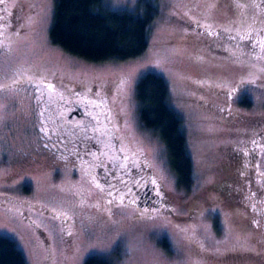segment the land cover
Returning <instances> with one entry per match:
<instances>
[{"label":"rangeland","instance_id":"rangeland-1","mask_svg":"<svg viewBox=\"0 0 264 264\" xmlns=\"http://www.w3.org/2000/svg\"><path fill=\"white\" fill-rule=\"evenodd\" d=\"M158 2L145 53L95 62L51 41L56 0H0V235L28 264H84L95 254L113 264H264V215L249 208L244 186L247 177L264 195V57L241 55L219 30L262 37L264 0ZM150 70L168 79L184 120L190 189L179 186L163 137L140 119L136 84ZM49 81L63 88L58 99ZM75 88L109 93L122 149L148 161L170 210L139 207L97 178L93 145L105 138L96 109L78 105L82 126L64 120Z\"/></svg>","mask_w":264,"mask_h":264},{"label":"trees","instance_id":"trees-1","mask_svg":"<svg viewBox=\"0 0 264 264\" xmlns=\"http://www.w3.org/2000/svg\"><path fill=\"white\" fill-rule=\"evenodd\" d=\"M103 0H56L54 21L50 29L53 44L80 58L101 62L109 59L129 60L141 56L149 47L150 25L160 12L158 0H141L139 10L116 9L102 4ZM259 4L263 0H257ZM189 26L200 27L188 21ZM205 29V28H204ZM229 35V44L241 46V55L254 53V58L264 57V35ZM244 34V35H243ZM168 79L160 72L150 70L143 73L136 84L135 98L139 103V115L148 129L158 132L166 142L172 166L177 172L179 186L190 189L195 181V159L193 158L184 120L170 101ZM241 104L250 107L253 101L245 96ZM94 144L95 175L105 188L114 189L129 202L139 207L170 210L171 198L154 174L147 160L146 170L136 162L131 153L123 149L112 154V140ZM257 139H264V127L258 128ZM256 139V140H257ZM107 148L105 149V147ZM131 156L126 162L125 156ZM100 160V161H98ZM141 167H139V166ZM105 172L109 174L106 175ZM115 173V181L109 180ZM114 174V175H115ZM161 182V181H160ZM169 199H168V198ZM170 200V201H169ZM0 264H28L17 242L0 235ZM84 264H113L102 255L89 256Z\"/></svg>","mask_w":264,"mask_h":264},{"label":"flooded vegetation","instance_id":"flooded-vegetation-1","mask_svg":"<svg viewBox=\"0 0 264 264\" xmlns=\"http://www.w3.org/2000/svg\"><path fill=\"white\" fill-rule=\"evenodd\" d=\"M49 83L51 84L52 92L56 93L55 98H57L59 94L61 93L63 94V88L62 89L60 88L59 81H54V82L49 81ZM68 92L76 99V102L71 101L72 102L71 104L72 106L74 105V107L71 106L70 112L65 111L66 116L64 120L66 119L69 120L66 123H70L69 125L72 126L73 128L77 126H82L85 123L88 117L80 112V109L77 108L78 105L80 107L86 105L85 108L87 107V108L96 109L95 113L99 116L98 123L100 127V129L96 130L97 133L99 132L98 133L99 136L103 135V138H106L105 135L110 137V139L112 140L110 147L111 148L113 147V150H111L112 154H114L115 148L117 151H121L122 150L121 139L118 136L115 127V121L113 119L114 118L113 109L111 107V102L109 101V93L107 91H103L100 93L98 89H96L93 92L86 93L85 91L83 92L82 90L77 88L71 91L69 90ZM85 108L83 111L84 113H87L88 111L86 112ZM67 113H69V116ZM74 114L79 116V121L73 120ZM107 146L108 145H106L105 149L107 148ZM249 150L251 149L249 148ZM257 153L258 152L254 151L253 155L254 154L257 155ZM131 155L135 156V154H131ZM131 158H132L131 156L126 155L124 160L128 162L131 161ZM133 158L136 162H139L138 164L143 165L141 166L143 170H146V166H144L146 163L142 158H141L142 160H138L137 157H133ZM253 168L256 169V166H254ZM105 174L109 176L107 172H105ZM251 184L252 181H250L249 178L245 177L244 186L246 187V190L249 191V193L247 194L249 208L254 213H257L258 216H262L264 215V195L259 194L255 189H253Z\"/></svg>","mask_w":264,"mask_h":264}]
</instances>
